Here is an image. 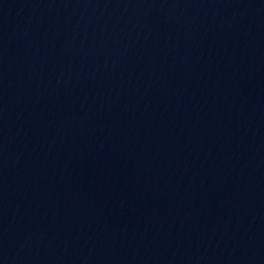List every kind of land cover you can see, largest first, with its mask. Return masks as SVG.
<instances>
[{
  "label": "water",
  "instance_id": "1",
  "mask_svg": "<svg viewBox=\"0 0 264 264\" xmlns=\"http://www.w3.org/2000/svg\"><path fill=\"white\" fill-rule=\"evenodd\" d=\"M0 264H264V0H0Z\"/></svg>",
  "mask_w": 264,
  "mask_h": 264
}]
</instances>
